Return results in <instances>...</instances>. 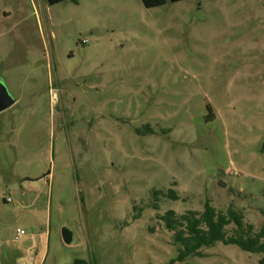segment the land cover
Listing matches in <instances>:
<instances>
[{"label": "rangeland", "instance_id": "1", "mask_svg": "<svg viewBox=\"0 0 264 264\" xmlns=\"http://www.w3.org/2000/svg\"><path fill=\"white\" fill-rule=\"evenodd\" d=\"M0 83V264H264L160 219L264 224V0H0Z\"/></svg>", "mask_w": 264, "mask_h": 264}, {"label": "trees", "instance_id": "2", "mask_svg": "<svg viewBox=\"0 0 264 264\" xmlns=\"http://www.w3.org/2000/svg\"><path fill=\"white\" fill-rule=\"evenodd\" d=\"M64 1L48 0V3L56 5ZM181 1L185 0H142L149 9ZM168 196L175 200L179 198L174 191H170ZM160 219L166 229L174 233L175 244L181 246L178 261H186L190 257H204V250L214 247L218 242L236 245L250 253L264 254V224L257 231L252 224H247L243 214L232 206L226 212H222L207 202L203 212L189 211L178 215L174 211H169ZM232 224L236 228L230 234L227 228ZM74 264L88 263L77 259Z\"/></svg>", "mask_w": 264, "mask_h": 264}, {"label": "water", "instance_id": "3", "mask_svg": "<svg viewBox=\"0 0 264 264\" xmlns=\"http://www.w3.org/2000/svg\"><path fill=\"white\" fill-rule=\"evenodd\" d=\"M15 104V99L9 93L8 89L0 83V113L9 109ZM63 240L66 245H72L74 242V233L68 229L63 228L62 231Z\"/></svg>", "mask_w": 264, "mask_h": 264}, {"label": "built area", "instance_id": "4", "mask_svg": "<svg viewBox=\"0 0 264 264\" xmlns=\"http://www.w3.org/2000/svg\"><path fill=\"white\" fill-rule=\"evenodd\" d=\"M24 235H25V232H24L23 230H20V229H19V230L17 231V237H18V238H20V237H22V236H24Z\"/></svg>", "mask_w": 264, "mask_h": 264}]
</instances>
